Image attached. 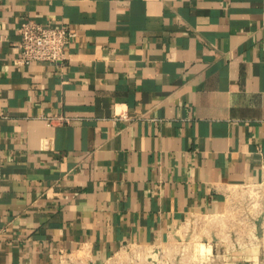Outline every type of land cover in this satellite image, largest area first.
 <instances>
[{
	"label": "crops",
	"instance_id": "1",
	"mask_svg": "<svg viewBox=\"0 0 264 264\" xmlns=\"http://www.w3.org/2000/svg\"><path fill=\"white\" fill-rule=\"evenodd\" d=\"M25 20L63 62L17 63ZM260 184L264 0H0V264L157 248Z\"/></svg>",
	"mask_w": 264,
	"mask_h": 264
},
{
	"label": "rangeland",
	"instance_id": "2",
	"mask_svg": "<svg viewBox=\"0 0 264 264\" xmlns=\"http://www.w3.org/2000/svg\"><path fill=\"white\" fill-rule=\"evenodd\" d=\"M230 210L187 222L173 243L128 246L105 264H252L243 258L264 247V184L242 186Z\"/></svg>",
	"mask_w": 264,
	"mask_h": 264
},
{
	"label": "built area",
	"instance_id": "3",
	"mask_svg": "<svg viewBox=\"0 0 264 264\" xmlns=\"http://www.w3.org/2000/svg\"><path fill=\"white\" fill-rule=\"evenodd\" d=\"M17 63L28 66L35 62L55 64L65 60V49L74 34L66 27H51L25 20L18 28Z\"/></svg>",
	"mask_w": 264,
	"mask_h": 264
}]
</instances>
